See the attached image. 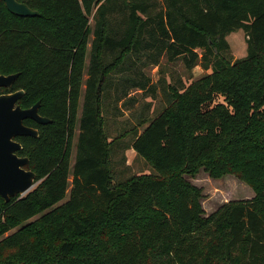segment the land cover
Instances as JSON below:
<instances>
[{
    "label": "trees",
    "instance_id": "16d2710c",
    "mask_svg": "<svg viewBox=\"0 0 264 264\" xmlns=\"http://www.w3.org/2000/svg\"><path fill=\"white\" fill-rule=\"evenodd\" d=\"M17 2L38 16L12 15L0 1V76L18 74L0 95L23 91L17 105L40 102L50 123L25 120L38 136L15 139L35 185L0 199V264H264V0ZM236 31L246 54L232 61ZM133 56L210 73L172 88L152 119L140 116L131 149L153 173L116 181L102 99L120 74L117 101L148 89L142 73L131 75ZM199 169L234 174L255 195L206 216L201 189L183 177Z\"/></svg>",
    "mask_w": 264,
    "mask_h": 264
},
{
    "label": "rangeland",
    "instance_id": "374dc122",
    "mask_svg": "<svg viewBox=\"0 0 264 264\" xmlns=\"http://www.w3.org/2000/svg\"><path fill=\"white\" fill-rule=\"evenodd\" d=\"M153 1L159 3L158 7L162 5L161 0ZM117 25H119V17L113 14L109 19V26L114 30L118 29ZM89 27L91 32L87 47L88 51L85 62L84 79L87 78L89 49L92 40V30L94 28L92 17H89ZM228 37L232 61H235V58L245 57L246 47L244 33L242 31H236ZM136 59L137 57L135 56L131 57V61H133L134 64L133 71L135 73L131 75L134 79L136 78V80H141L143 77L149 79L148 89L145 91L129 89L127 96L117 101L115 98L118 96L121 97L120 90L122 86L126 85L120 79V77L124 75L120 74L114 77L113 83L115 86H111L106 94L104 93L102 99L104 131L108 137V142H113L111 149L116 181L123 180L133 175L153 173V170L144 160L138 157L131 149L134 134L129 133V131L137 125L140 116L142 115L152 119L167 106L172 88L178 89L186 87L202 76L210 73V71H205L200 66H195L193 69L187 70L180 60L168 63L163 56L158 59V65H152L151 61L146 56L138 58L139 60ZM137 72L142 73L144 76L141 77L137 75ZM215 98L216 102H220V97ZM144 127L138 129V132L140 133ZM78 132V128H76L72 144L70 173L76 154ZM183 177L189 183L201 189L202 198L200 204L206 216L215 212L224 203L248 200L255 195V192L248 183L231 173H227L218 179H213L205 170L199 169L193 176L184 175ZM71 181L72 176L70 174L68 178L69 184ZM69 190L70 186L65 198L55 207L68 200ZM38 217V215L35 216L24 225L34 222ZM15 231L16 228L5 234L4 237ZM1 239L2 238H0V240Z\"/></svg>",
    "mask_w": 264,
    "mask_h": 264
},
{
    "label": "water",
    "instance_id": "95a60500",
    "mask_svg": "<svg viewBox=\"0 0 264 264\" xmlns=\"http://www.w3.org/2000/svg\"><path fill=\"white\" fill-rule=\"evenodd\" d=\"M0 1L12 15L25 18L38 16V12L17 0ZM17 77L18 74L0 76V88H10ZM23 95V91L0 95V199L5 203L16 196H24L35 185V174L25 169L28 159L17 155L21 145L15 139L37 137L38 132L23 122L31 120L38 125L50 123L38 114L40 102L29 109H21L17 105Z\"/></svg>",
    "mask_w": 264,
    "mask_h": 264
},
{
    "label": "crops",
    "instance_id": "0c3cea01",
    "mask_svg": "<svg viewBox=\"0 0 264 264\" xmlns=\"http://www.w3.org/2000/svg\"><path fill=\"white\" fill-rule=\"evenodd\" d=\"M228 38H229V37H227V41H228V43H229ZM229 45H230V43H229ZM241 58H243V56H242ZM241 58H235V60H237V59H241Z\"/></svg>",
    "mask_w": 264,
    "mask_h": 264
}]
</instances>
